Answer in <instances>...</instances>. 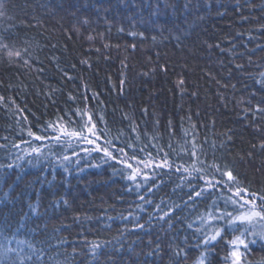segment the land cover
I'll list each match as a JSON object with an SVG mask.
<instances>
[{"label": "trees", "instance_id": "obj_1", "mask_svg": "<svg viewBox=\"0 0 264 264\" xmlns=\"http://www.w3.org/2000/svg\"><path fill=\"white\" fill-rule=\"evenodd\" d=\"M0 4L21 54L0 49V264H232L239 231L209 214L235 215L237 186L264 196V0ZM125 154L161 166L133 181ZM250 248L242 264H264Z\"/></svg>", "mask_w": 264, "mask_h": 264}, {"label": "snow or ice", "instance_id": "obj_2", "mask_svg": "<svg viewBox=\"0 0 264 264\" xmlns=\"http://www.w3.org/2000/svg\"><path fill=\"white\" fill-rule=\"evenodd\" d=\"M3 7V4H0V8ZM4 13L0 11V16H2ZM133 35H135L133 33ZM133 47H135L133 45ZM0 49H8L7 44H0ZM7 56L11 58L12 56L19 57L21 54L19 52H13L11 50H7ZM25 64L28 63L27 60L24 61ZM181 84L183 81L180 82ZM2 99V98H0ZM257 111L264 112V109L257 107ZM80 115L83 117L84 115H87V112H82ZM92 120V117L88 116V122L85 124V128H87V131L89 133H92L94 135L93 129L95 128V125H92V127H88L87 124L90 123ZM49 127H54L53 125H49ZM61 135L68 136V137H77L81 139H86L88 143H94L93 140L88 139L84 136V130H74L69 132L66 128H59L57 129ZM30 136H35V139L37 140H43L45 137L35 135V133L31 132L29 130L28 133ZM61 135H57L53 137L56 141H59L61 139ZM98 138V137H97ZM109 145H111V141L107 142ZM264 147V145H262ZM33 152H39L40 150L38 148H33ZM92 151H103L104 155L106 157L116 159L115 156H113V153L109 151L107 147L100 148L97 146L96 148L92 149ZM121 153H124L123 149H119ZM191 155H195V153H191ZM125 159L121 160V163H124L128 169H131L132 172L129 175L128 179L135 181L137 178V175L140 174V170L137 168H134L131 163L128 162L127 155L125 154ZM134 159V157H132ZM65 160L68 159V157H64ZM165 163H167V158H165ZM147 166V165H146ZM161 165H157V167H160ZM11 167V165H9ZM195 171H199V169H195ZM219 171V169H217ZM187 171V169H185ZM222 176L227 177L228 181H232L233 183H238L235 180V177H233L231 171H224L221 173ZM202 178V177H201ZM209 187H215L216 185L212 183V181H208ZM217 184L223 183L222 181H216ZM230 192L232 191L231 187L228 189ZM203 194V190L195 192V196L199 197ZM235 197V198H234ZM189 199H192L191 194L189 195ZM259 201V203H257ZM226 204H231L234 209L237 210V214H233L232 212L225 211L223 214L218 216H212L209 214V218L212 220H223L229 227L233 229V231H239V235H236L233 237L231 241H229L230 246L232 247V251L230 252V256L232 257V264H242V257L246 259L247 255L251 254V248L250 246H255L256 244L260 243L262 246H264V196H257L255 193H247L246 189H242L240 187H236L235 191L231 196H228L225 200ZM168 212H165L163 216L160 218L163 219L164 216H168ZM242 226V227H241ZM257 226H259V230H257ZM137 227L143 228V225H137ZM189 227H192V225H189ZM197 231H200V229H197ZM222 231H225V229L216 227L213 228L212 234L207 235L203 239V245L207 247L209 244H211L213 241H216L218 237L222 238L221 233ZM252 237V238H250ZM19 243H24L23 241H20ZM61 243H64V241H61ZM197 247H200V243L198 242ZM28 247L32 250L33 255L36 256L37 261H42V258L44 256L43 250H37L34 249L31 244L28 245ZM100 247L99 244H93L92 250L93 253H95L96 249ZM243 249V251H241ZM7 251L11 252L14 251L13 249H8ZM180 251H183L182 249ZM180 253L178 252L177 255ZM185 258H187V254L185 253ZM27 259L29 261L32 260V256H27ZM205 256L203 253H201L200 257L197 258L196 264H204ZM23 264V259H22Z\"/></svg>", "mask_w": 264, "mask_h": 264}, {"label": "rangeland", "instance_id": "obj_3", "mask_svg": "<svg viewBox=\"0 0 264 264\" xmlns=\"http://www.w3.org/2000/svg\"><path fill=\"white\" fill-rule=\"evenodd\" d=\"M147 165V166H146ZM160 164H154L152 162H145V163H140L138 164L135 168L140 170L139 175H149L152 171L156 170L155 167ZM237 212H235L236 214ZM257 230H259V226H257Z\"/></svg>", "mask_w": 264, "mask_h": 264}]
</instances>
